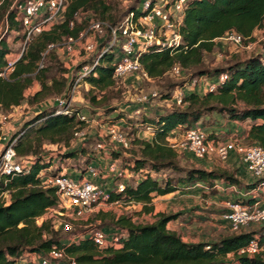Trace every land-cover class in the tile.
Segmentation results:
<instances>
[{
	"label": "trees",
	"instance_id": "obj_1",
	"mask_svg": "<svg viewBox=\"0 0 264 264\" xmlns=\"http://www.w3.org/2000/svg\"><path fill=\"white\" fill-rule=\"evenodd\" d=\"M13 2L6 0L0 8V24L8 17L13 43L20 39L24 42L22 25L16 22V11L11 10ZM132 11L141 13L132 7L127 14ZM79 12L90 13L95 20L114 28L125 16H120L118 9L107 0H66L63 21L49 31L34 35L9 78H0V114L11 116L24 102L41 108L52 99L67 94L70 89L67 74L71 70L66 68L57 51L47 53V50L50 45H62L69 37L78 39L88 28L87 20L75 21ZM73 21L75 25L71 27ZM261 30H264V0H189L180 29L181 45L173 49L151 48L141 58L144 70L150 78H158L179 65L185 73L199 69L191 80L205 77L217 84L222 73H227L229 79L214 93L189 92L181 106L144 119L141 125L152 128L151 141L138 138L139 128H130L129 131L127 126L121 128L123 132L128 131L132 146L122 149L124 157L114 152L115 159H121L123 166L139 175L140 180L134 185L128 184L123 193L112 192L111 202L141 205L145 214H152L156 198L187 187L203 184L207 192L216 194L217 181L241 184L227 172L182 165L181 155L172 148L169 137L178 128H191L201 123L211 138L219 141L216 126H209L208 121L212 116L224 117L229 121L247 123L248 131L241 133L243 140L248 145L264 149V54L237 60L223 70L202 68L205 54L213 53L218 42L227 35H241L247 45L255 42V32ZM109 36L110 32L99 44L98 54L109 44ZM10 37L0 41V72L7 67L13 53ZM119 58L118 51L106 53L87 76L85 81L91 89L85 99L93 106H102L97 95L116 85L114 71ZM164 99L171 100V94L165 95ZM81 111L75 107L71 115H57V106L53 103L51 108L41 112L13 135L15 139L24 132L14 147L20 157L32 164L28 174L0 180L1 192H10L9 202L0 199V264H18L28 255L46 257L56 249L64 250L77 264H264V251L255 257L238 254L257 234L264 246L262 231H243L214 243H187L177 232L168 229L170 223L183 216L181 213H160L155 222L149 224H137L128 217L115 219L108 225L114 226L113 229L124 238L119 246L103 249L89 238L71 242L51 221L39 224L38 221L49 211L60 208L56 190L44 187L40 177L43 171L54 166L55 161L54 158L47 160L45 146L68 148L69 152L60 155L59 162L63 165L71 161L80 163L87 158V150H71L76 133L86 126L79 118ZM1 134L0 131V137ZM80 233L84 232L72 234L78 236Z\"/></svg>",
	"mask_w": 264,
	"mask_h": 264
},
{
	"label": "built area",
	"instance_id": "obj_2",
	"mask_svg": "<svg viewBox=\"0 0 264 264\" xmlns=\"http://www.w3.org/2000/svg\"><path fill=\"white\" fill-rule=\"evenodd\" d=\"M5 1L0 0V8ZM188 2L189 0H143L142 7L140 5V8H138L141 13L138 14V11L129 12L115 28L105 22L95 20L90 13H77L75 21L87 20L89 22L88 28L80 34L78 39L69 37L62 45H50L47 53L52 50L58 51L62 47L66 57L74 56L77 54L76 45L86 40L83 50L88 54H93L97 52L99 44L106 38L108 32H110V41L101 53L96 55L91 64L84 65L71 79L67 94L53 101L57 106L56 114H72L74 95L83 84H88L85 81L87 76L96 68L101 58L110 51L115 50L120 53L114 71L117 81L134 78L135 76H141L142 79L150 81L151 78L144 70L141 58L155 46L173 49L181 45L180 29ZM11 10L16 11V22L22 25V33L25 35L24 48L18 55L15 56L12 53L9 56L7 67L0 72V78L3 79H8L14 71L16 63L23 56L34 35L49 31L63 21L66 12V0H14ZM75 21L71 22V27L75 25ZM2 23L4 27L0 41L5 39L7 34H12L8 17ZM223 41L238 47H245V39L235 33L227 35L223 38ZM249 45H246L248 46L247 49L251 47ZM170 71L174 77H181L184 74V70L179 65H175ZM228 79L229 75L227 73L220 74L217 84L211 83L205 77H196L191 80L189 86L195 88L204 85L205 90L202 93H214L217 91L218 86L227 82ZM184 96L181 92L177 102L178 106L183 104ZM148 101L147 96L140 99L142 103ZM79 118L85 122L86 126L76 133L74 145L84 141L92 134L89 131L92 129L91 124L95 122L94 118L88 114L80 113ZM9 121L10 116L0 114V131L2 132L0 137V180H7L17 174H28L32 164L31 161L20 157L14 147L24 132L20 133L15 139L5 132V126ZM141 126L152 131L150 127ZM102 134L110 137L112 143L118 149H130L132 146L131 139L121 131L117 124L112 126L107 124ZM178 135L182 136L181 140L170 142V145L175 150L181 151V156L191 154L199 160L216 156L223 161L228 160L232 153H238L243 157L245 169L253 178L255 184L254 187L243 192L241 198L247 200L236 199L227 203V211L224 213L223 219L228 222L235 234H239L248 228H261L262 234H264V149L258 145L246 147L242 140L215 141L201 123H197L191 128H181L180 131L171 134L172 137ZM95 152L97 156L91 155L87 158L88 161L85 162L88 165L83 168L82 172L75 174L65 172L64 169L58 171L57 167L52 166L40 175L44 187L56 190L63 214L74 220L82 219L95 206L121 204L122 201L111 202L112 192L118 194L125 192L128 185L126 181H131L132 176H139L126 168H120L119 160H110L109 173L112 175L111 181L114 187L113 189L110 188L108 184L103 183L104 173L94 163L96 159L103 158V153L111 154L112 151L105 140H100L95 147ZM4 183L7 185L6 181ZM194 187H202V185L196 184ZM203 188L207 190V187ZM216 188H222L226 192L239 191L236 185L227 184L223 181H217L215 183ZM0 199L9 202L10 192H1L0 190ZM249 199L254 200V202L249 201ZM61 229L64 232H71L73 225L70 221L63 222L61 223ZM81 238H89L99 248L103 249L110 246H119L124 236L116 229L95 227L74 236L70 241L77 242ZM262 251H264V246L261 245L260 236L257 234L245 247L240 249L238 254L255 257ZM18 264L77 263L68 258L64 250L56 249L46 257L28 255Z\"/></svg>",
	"mask_w": 264,
	"mask_h": 264
},
{
	"label": "rangeland",
	"instance_id": "obj_3",
	"mask_svg": "<svg viewBox=\"0 0 264 264\" xmlns=\"http://www.w3.org/2000/svg\"><path fill=\"white\" fill-rule=\"evenodd\" d=\"M109 3H111L113 6H115L118 11L119 15L126 16L127 12L132 8H140V5L142 7V1L143 0H107ZM124 14V15H123ZM122 17L120 23L125 18ZM119 23V24H120ZM3 27L4 24H0V37L3 33ZM11 35L6 36V38L10 37ZM5 38V39H6ZM255 42H251L247 45L251 46L250 48L245 47H238L236 45H233L232 43H228L225 41H219L218 46L216 47L215 51L211 54H205L204 59V65L203 69L213 71V70H223L227 69L230 65H232L237 60H244L249 58L252 55H261L264 54V30L256 31L255 32ZM91 40V39H90ZM86 40H84L81 43H78L76 45L77 54L74 56H68L66 57L64 55V51L62 50V47L58 49V54L65 62L66 68L70 71V73L67 74V77L71 81V79L77 74L79 71V67L88 64L93 60V58L96 57L98 54V51L93 54H88L83 50V46L85 45ZM10 46L13 50V55H18L22 49L24 48V42L20 39L13 43V38L10 37ZM199 69H196L195 71L192 70L188 73H185L181 77H174L171 74V71L167 72L164 76L158 77V78H151L150 81L144 80L141 78V76H135L134 78H127L123 80H118L116 82V85L114 87L109 88L108 90L104 91L101 94H98V100L103 104L100 107L93 106L89 101L85 99L86 93L89 92L91 89V86L88 84H83L77 93L74 95V99L72 102L73 108H80L82 109L81 113L88 114L90 117L94 118V121L96 122L95 126H97V130L94 132V129H91L89 132L90 134L84 141H80L77 145H74L71 147V150L73 151H80L82 149L87 150V154L92 152L97 143L100 140H105L107 146L112 151L111 154H103V163H99V169L102 170L104 173L103 177V183L109 184V181L112 177V175L109 173L110 164L109 161L115 159V153H125L122 149H118V147L112 143L111 138L108 137L106 134H101L100 126H106L107 124L109 126L112 125H118V127L122 128L123 126L128 127V131L130 128L138 129V138L145 141H151L153 139V133L152 131L146 130L144 127L141 126V123H143L144 119H151L154 118L157 114H162L165 111H168L169 109L178 106L177 102L179 100L181 92L185 95L192 91L197 92H203L205 90L204 85H201L199 87H190L189 84L191 83V78L197 74ZM190 88H189V87ZM167 94H171L172 99L171 100H165L164 96ZM156 95V96H154ZM144 96H147L149 98V101L147 103L140 102V99ZM185 97V96H184ZM183 97V98H184ZM57 99L54 98L50 102L44 104L41 108L40 107H31L26 102L22 104L21 107L16 108L13 112V116H10L11 123V129L8 135L13 136L19 130L29 121L33 120L37 115H39L41 112H43L46 109H49L53 106V101ZM122 117V120L120 119ZM222 118V117H221ZM14 121V122H12ZM117 122V123H116ZM121 122V124H119ZM209 126L215 127L217 125H221L220 127L223 129L224 134L226 130H229L230 127H227V124L225 123V118L223 117L222 122L220 124H216L213 116L209 119ZM123 124V126H122ZM136 129V130H137ZM126 131V132H128ZM123 132V131H122ZM123 132L126 136L127 133ZM224 135V137H225ZM182 136H170L169 142L179 141L181 140ZM222 135H218V140L221 141L224 138ZM230 137V136H229ZM230 139V138H228ZM233 140H237V137H233ZM245 140V139H244ZM243 140V144L248 147V143ZM226 141V140H225ZM224 141V142H225ZM45 152L48 154L46 157L47 160L54 158V166L59 168H68L70 169V172L76 173L77 171L82 170L87 164L88 161L86 158L82 159L80 163L77 161H71L68 163V165L60 164V155L65 154L68 151V148H61L56 145H47L45 146ZM179 155H181V151H177ZM121 153V154H122ZM86 154V156H87ZM238 154V153H237ZM122 157H124V154H122ZM243 158V157H242ZM220 165L225 166L227 168L228 160H221L217 157H215ZM121 159L119 160V167L124 168L123 164L121 163ZM90 162V161H89ZM129 170V169H128ZM217 171H222L227 173L229 172L228 168L223 169H216ZM225 170V171H224ZM130 171V170H129ZM164 175V174H163ZM248 176V173H247ZM137 177V178H136ZM142 178V177H141ZM248 182H253V178L251 176H248L247 178ZM140 180L139 176H132L131 181H126L129 185H134L137 183V181ZM238 181L241 183L240 187L243 186V183L238 179ZM114 187L112 186V189ZM202 188V187H197ZM239 190V189H238ZM184 191V190H181ZM187 191V190H186ZM189 192V191H188ZM229 196H227L230 200H234L235 198L238 200V197H236L237 193L229 191ZM209 199H207L209 202L206 203V211L196 209V207H193L191 213L186 214L185 216H182L179 219V222L173 223L171 226L173 229H177L181 234L186 232L188 225L190 224V219L192 218L191 214L196 213L198 211L200 212H206L207 217L204 219H199V216L202 215H195L193 221H196V228L200 229L202 232L206 233V238L204 241L207 243L211 242L214 243L216 240L219 241L220 237H228L232 234H235L231 227L226 221L224 222V219L221 218L224 214L222 210H224L223 207H220L219 204H222V202H226V199L220 196L221 199H225V201L220 200L218 197L219 195L211 194L209 195ZM231 196V198H230ZM199 196H194L193 200L190 201L191 203L196 202L199 200ZM181 200H184L183 198ZM190 198H188V203ZM157 202L154 206H163L165 209V202L160 201L157 198ZM186 204L183 203L182 205ZM192 206H196L193 204ZM143 207L141 205H137L134 203H121L118 205H98L95 206L92 211L88 212L82 219L80 220H74L73 218L63 214V210L61 208L51 210L49 211L42 219H40L38 222L41 224L44 221H51L52 224L55 226L57 230H61V223L70 221L73 225V230L71 232H64L62 233L68 238V240H72L75 235L72 233L75 232H86L91 228H103V229H113L114 226L108 225V223L112 222L115 219H118L120 217H128L133 220V222L137 224H149L153 223L156 220L155 210L152 214H145L143 212ZM220 212V213H219ZM189 223V224H188ZM244 231H250V232H261V228H248ZM191 236V235H190ZM192 241L196 239L194 235L190 238ZM222 239V238H221ZM213 241V242H212ZM217 242V241H216ZM232 260V259H231ZM231 261H229L230 263Z\"/></svg>",
	"mask_w": 264,
	"mask_h": 264
},
{
	"label": "crops",
	"instance_id": "obj_4",
	"mask_svg": "<svg viewBox=\"0 0 264 264\" xmlns=\"http://www.w3.org/2000/svg\"><path fill=\"white\" fill-rule=\"evenodd\" d=\"M21 107V106H20ZM13 116V114L11 115V117ZM213 119L215 121L216 124H220V122H222L223 118H220V117H216V116H213ZM14 122V121H12ZM96 124V122H94ZM92 123L91 124V127L92 129H94L93 131L95 132L97 130V126H95V124ZM225 123L227 124V127L230 129L229 130H226L225 132L227 133L226 135L224 134V131L223 129L220 127L221 125H217L216 126V131L218 132L219 135H222L224 138H222L223 140H221V142H224L225 140L226 141H231L233 140V137H237V140H242L245 139L241 133L243 132H246L248 131L249 129V125L247 123H239V122H233V121H229L227 118H225ZM119 124H121V122H119ZM11 123H8L6 126H5V132L7 134H9L10 132V129H11ZM123 126V124H122ZM100 129H103L101 130V133L99 135H101L104 130H105V127L104 126H100ZM181 128H178L176 129L175 131H180ZM174 131V132H175ZM230 136V137H229ZM230 138V139H228ZM105 154V153H103ZM91 155H95L97 156L96 152H95V149L88 153L87 154V158L90 157ZM216 156L214 157H208V158H205V159H202V160H199V159H196L193 155L191 154H186V155H183L181 156L180 160H181V163L182 165H186L188 167H193V168H197V169H205L207 171H213V170H216V169H221L223 167V169H227L229 170V174L233 175L236 179H239L242 183H243V186L240 187V185H236L237 188L239 189L236 195V197H238V199H244V200H247L246 198H241L242 197V194L243 192H245L246 190L248 189H251L252 187H254L253 185L255 184L254 180L253 182H248L249 180L247 179L248 176H250L248 174L247 176V171L245 169V164L243 162V158L240 154H237V153H232L230 158H229V162L227 163V168H225V166L223 165H220L219 162L217 161V159H215ZM86 158V160H87ZM119 160V159H117ZM96 162L94 163V165L98 166L99 163H103L104 159H96L95 160ZM99 167V166H98ZM65 172H70V169L64 167L63 168ZM82 170L80 171H77V172H82ZM225 171V170H224ZM77 172L75 174H77ZM227 172V171H225ZM72 173V171L70 172ZM74 173V172H73ZM109 181V184L108 186L111 188L113 186V182L110 180ZM252 186V187H247V186ZM204 185L202 184V188H195L194 186H190V187H187L184 191H178V192H175L173 194H169V195H166V196H161V197H158V199L160 201H163L165 202V209L163 208V206H155V215H158L160 213H164V214H178V213H181L183 214V216H185L186 214L188 213H191L193 207H196V209H200V210H205L206 211V203H208L209 201L207 199H209V195H211V192H207L205 190V188H203ZM187 190V191H186ZM217 191L216 195H219V199L220 200H223L225 201L226 199V202H222V204H219L220 207H223L224 210H222V212L226 213L227 211V203L229 201H232L230 200L227 196H229V193L230 192H226L224 190H222V188H216L215 189ZM189 191V192H188ZM194 196H199L200 199L197 200L196 202H190L193 200V197ZM220 196H222L223 198L225 199H221ZM184 199V200H181V199ZM188 198H190L189 202L188 203ZM231 198V196H230ZM236 200V198L234 199ZM249 201H252L254 202V200H251L249 199ZM184 205H182L183 203H185ZM155 203H158L157 202V198L154 200V204ZM193 204H195L196 206H192ZM220 213V212H219ZM223 213V214H224ZM195 215H202V216H199V219H206V218H203V217H207V213L206 212H196L195 214L192 213L191 216L192 218L195 217ZM190 219V224L188 225V228L186 230V232L184 233H180L177 229H173V227L171 226L173 223H177L179 222L176 221V222H172L168 225V229L171 230V231H174V232H177L179 235L182 236L183 240L187 243H207L206 241H204V239L206 238V233L202 232L200 229H197L196 228V224L197 222L196 221H193L194 219ZM223 218V216L221 217ZM225 222V220H224ZM228 223V222H226ZM191 235V236H190ZM192 235H194L196 237V239L194 241H192L190 238L192 237ZM233 235V234H232ZM221 238H224V237H220L219 240ZM218 241V240H216ZM215 241V242H216ZM213 242V241H212ZM209 243V242H208ZM35 257V256H34ZM36 257H38L36 255Z\"/></svg>",
	"mask_w": 264,
	"mask_h": 264
}]
</instances>
